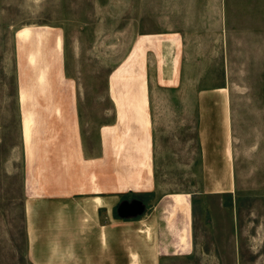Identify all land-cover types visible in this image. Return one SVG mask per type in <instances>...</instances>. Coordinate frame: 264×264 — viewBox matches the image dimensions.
I'll list each match as a JSON object with an SVG mask.
<instances>
[{"label": "rangeland", "instance_id": "rangeland-1", "mask_svg": "<svg viewBox=\"0 0 264 264\" xmlns=\"http://www.w3.org/2000/svg\"><path fill=\"white\" fill-rule=\"evenodd\" d=\"M165 28L183 31L185 51L175 88L153 82L148 56L154 188L128 194L117 213L146 218L159 197L187 194L189 249L169 248L159 264H264V0H0V264H32L22 145L33 131V93L61 87L59 54L91 151L112 116L107 74L137 34ZM119 113L118 137H134L139 123ZM198 136L213 145L202 151Z\"/></svg>", "mask_w": 264, "mask_h": 264}, {"label": "crops", "instance_id": "crops-1", "mask_svg": "<svg viewBox=\"0 0 264 264\" xmlns=\"http://www.w3.org/2000/svg\"><path fill=\"white\" fill-rule=\"evenodd\" d=\"M141 35L155 37L149 42L158 46L146 47L145 37L137 39ZM184 44L185 34L176 28L134 37L107 74L112 116L98 126L91 151L79 131L75 81L64 74L59 54L61 87H52L43 97L33 93V131L22 145L27 257L32 264H159L169 248V253L189 249L187 194L159 197L146 218L143 213H117L128 194H147L154 188L148 56L153 82L175 88L181 80ZM15 57L19 88L16 42ZM123 60L125 67L116 69ZM139 92L140 101L130 98ZM121 109L139 123L134 137H118ZM198 139L202 151L213 145L205 136Z\"/></svg>", "mask_w": 264, "mask_h": 264}]
</instances>
